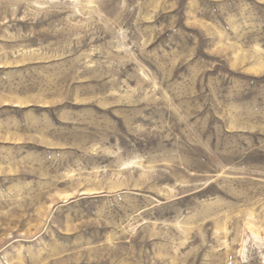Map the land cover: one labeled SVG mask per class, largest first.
I'll return each mask as SVG.
<instances>
[{"label": "rangeland", "instance_id": "374dc122", "mask_svg": "<svg viewBox=\"0 0 264 264\" xmlns=\"http://www.w3.org/2000/svg\"><path fill=\"white\" fill-rule=\"evenodd\" d=\"M0 264H264V0H0Z\"/></svg>", "mask_w": 264, "mask_h": 264}]
</instances>
